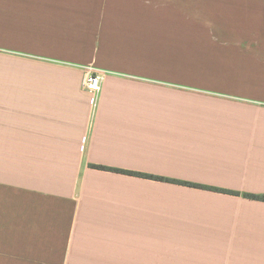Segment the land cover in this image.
Instances as JSON below:
<instances>
[{
  "label": "crops",
  "instance_id": "obj_1",
  "mask_svg": "<svg viewBox=\"0 0 264 264\" xmlns=\"http://www.w3.org/2000/svg\"><path fill=\"white\" fill-rule=\"evenodd\" d=\"M247 194L264 0H0V264H264Z\"/></svg>",
  "mask_w": 264,
  "mask_h": 264
},
{
  "label": "built area",
  "instance_id": "obj_2",
  "mask_svg": "<svg viewBox=\"0 0 264 264\" xmlns=\"http://www.w3.org/2000/svg\"><path fill=\"white\" fill-rule=\"evenodd\" d=\"M104 75L98 69L93 66L88 67V71L85 76L84 85L85 89L95 94L100 93Z\"/></svg>",
  "mask_w": 264,
  "mask_h": 264
},
{
  "label": "trees",
  "instance_id": "obj_3",
  "mask_svg": "<svg viewBox=\"0 0 264 264\" xmlns=\"http://www.w3.org/2000/svg\"><path fill=\"white\" fill-rule=\"evenodd\" d=\"M96 166L99 167V168H102V169H111V170H114V171L130 173V174L138 175V176H147V177H152V178H155V179H163V177H161V176H156V175H152V174H145V173H142V172L121 170V169H118V168H110V167H105V166H101V165H96ZM168 179H170V178H168ZM170 180H172V179H170ZM177 182H179V181H177ZM184 184H188V185H192V186H196V187H201V188H207V189H212L213 188L211 186L202 185V184H196V183H190V182L184 183ZM231 192H234V191H231ZM247 196L264 200V195L247 194Z\"/></svg>",
  "mask_w": 264,
  "mask_h": 264
}]
</instances>
